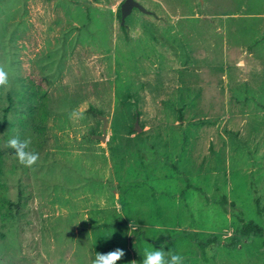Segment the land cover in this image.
Listing matches in <instances>:
<instances>
[{"label":"rangeland","instance_id":"1","mask_svg":"<svg viewBox=\"0 0 264 264\" xmlns=\"http://www.w3.org/2000/svg\"><path fill=\"white\" fill-rule=\"evenodd\" d=\"M124 1L0 0V264H264V0Z\"/></svg>","mask_w":264,"mask_h":264},{"label":"clouds","instance_id":"2","mask_svg":"<svg viewBox=\"0 0 264 264\" xmlns=\"http://www.w3.org/2000/svg\"><path fill=\"white\" fill-rule=\"evenodd\" d=\"M8 86L9 74L0 69V88H7ZM7 147L13 150L16 161L23 167L32 169L37 165L39 154L30 148L29 139L12 137L7 140ZM123 255V250L119 248L108 253L95 252L93 264H117ZM141 264H183V257L173 254L170 250L150 248L143 252Z\"/></svg>","mask_w":264,"mask_h":264},{"label":"trees","instance_id":"3","mask_svg":"<svg viewBox=\"0 0 264 264\" xmlns=\"http://www.w3.org/2000/svg\"><path fill=\"white\" fill-rule=\"evenodd\" d=\"M43 115H41L40 120L35 122L37 126H44L45 122L47 121V115ZM19 123L21 124V121H19ZM7 138L10 139L11 137L7 135ZM7 157L15 159L13 155V150L9 147L6 149L0 148V217H2L3 219H5L6 217L13 216L12 209L17 205H21V200L19 201V203H15L14 201L8 198L6 185L2 182V176L4 173V159ZM223 202L226 204L228 201L226 198H223ZM232 205L235 206L233 203ZM242 223L243 225L241 228V233L243 235H262L264 233V227L257 225L253 221H249L246 223L242 221Z\"/></svg>","mask_w":264,"mask_h":264},{"label":"water","instance_id":"4","mask_svg":"<svg viewBox=\"0 0 264 264\" xmlns=\"http://www.w3.org/2000/svg\"><path fill=\"white\" fill-rule=\"evenodd\" d=\"M137 9L142 13L151 14L152 12L147 10L140 2L137 0H125L121 5V25H126L127 18ZM101 119L104 122L103 125V134L94 136L95 139L101 140L103 142L107 141V128L109 127V120L105 116H101ZM135 129L137 132H141L142 128L140 127L139 119H137L135 124Z\"/></svg>","mask_w":264,"mask_h":264},{"label":"crops","instance_id":"5","mask_svg":"<svg viewBox=\"0 0 264 264\" xmlns=\"http://www.w3.org/2000/svg\"><path fill=\"white\" fill-rule=\"evenodd\" d=\"M119 212H121V209H119ZM136 229H137L136 227L133 228V230H136ZM130 234H132V233H130Z\"/></svg>","mask_w":264,"mask_h":264}]
</instances>
